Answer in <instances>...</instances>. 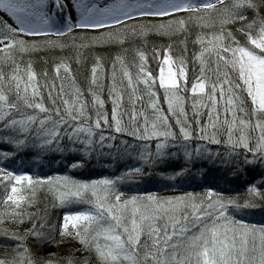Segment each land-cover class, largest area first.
<instances>
[{
	"label": "snow or ice",
	"instance_id": "snow-or-ice-1",
	"mask_svg": "<svg viewBox=\"0 0 264 264\" xmlns=\"http://www.w3.org/2000/svg\"><path fill=\"white\" fill-rule=\"evenodd\" d=\"M217 4L220 7L213 14L211 10ZM72 7L78 16L76 20L68 13V0H0V9H4L15 21L13 26L0 20V62L12 60L14 65V70L7 78L4 71L0 70V128L12 129L16 133L0 136V139L22 145L26 137L20 134L28 133L34 127V135L39 138L42 148L55 145L57 150L63 151L65 148L58 137L67 136L71 150L88 154L97 146L100 149L105 145L116 147L112 143V134L103 130L104 127H114L117 133H129L132 137L145 141L139 157L146 164L175 154L168 149H175L177 133L169 117L158 107V99L154 95L156 76L147 70L143 51L138 52L140 64L137 77L149 93V101L155 112L151 122L147 116L141 122L136 120L137 113L133 110L126 124L121 118L123 111L119 107L122 94L117 90L114 79L109 85V96L113 102L111 122L103 110L104 98L93 87L101 84L97 76L99 63L92 65L90 86L87 89L92 94L91 107L95 109L93 116V112L88 110L89 102L84 99L83 90L73 83L69 98L64 92L62 79L59 86L55 81H46L43 85L47 88L53 105L49 108L44 103L42 86L37 82L38 73L31 62L29 61L23 74L27 79H23L19 71L20 65L15 61L12 50L18 48L24 52L43 45L63 47L56 40H26L20 34L48 37L52 34L70 33L73 28L105 30L92 35L89 38L90 43H104L112 39L123 41L128 36L124 29L131 27L123 22L130 21L134 16H168L171 13L187 11L190 13L188 19H195L202 25H219L215 32L202 33L196 38L201 43V50L196 56L200 58L203 78L194 79L191 91L208 95L212 102V108L208 112L211 119L208 123L213 130L209 132L207 124L199 125L196 131L200 133V139L227 144L229 147L225 155L235 156L237 166L241 165V146L243 164L264 163V0H229L228 3H224V0H114L113 3L103 6L98 0H72ZM200 10L208 11L201 13ZM185 24V17L175 18L177 28L182 29ZM229 24L236 25L235 32L228 27ZM113 25L118 26L115 32L108 30ZM172 27L173 19H169L166 24L156 25L155 30H168ZM131 31L135 34V27ZM236 32L244 34L245 39H238ZM156 51L159 52V49ZM163 51L159 85L164 88L168 112L173 114L176 124L179 125V143L184 148L185 156L190 159L192 150L187 147V141L193 137V132L185 126V120L182 119L187 113L183 107L184 97L180 95V88L186 89L188 86L184 82L187 79L185 61L180 58L177 70L169 48H164ZM208 57L215 60L218 73L221 63L230 71L220 73L215 80L210 81L204 75ZM116 59L121 57L117 56ZM99 60L98 56L97 61ZM61 68L65 72L71 71L69 64L61 61L55 65L57 76ZM124 76L128 79V86L135 92L131 74L125 70ZM12 81H15L14 87L11 86ZM5 85L9 87L5 88ZM206 85L209 88L207 92ZM217 91L219 100L224 101V112L231 113L230 116L225 115L223 120L220 119L217 108ZM13 92L14 99L10 98V93ZM28 108L39 110V114L35 111L21 114ZM46 122H51L50 126L46 127ZM217 127H226L225 140L217 138ZM234 130L238 132V136H234ZM250 132H256L254 142ZM152 138H155V155L147 143ZM75 141H80L84 145L83 149H77ZM195 148L199 153L201 145L196 144ZM248 153L252 155L249 156ZM80 163L81 161H74L71 166L76 167ZM139 172V166L127 169L129 174ZM0 176L10 185V191L3 197V202H11L12 205L0 209V234L14 236L18 241L24 238L17 234V230L3 227L5 220L19 223L36 216L32 220V227L25 229V232L39 239H51L43 232L46 226L51 227L45 224L46 212L36 215L21 210L23 202L33 203L31 199L26 200L28 194L23 192V182L34 186L35 179L36 183L47 181L52 185L55 197L62 205L77 201L90 205L87 209L64 211L60 231L62 235H74L80 241L82 251L94 250L100 264H264V224L256 225L237 219L232 213L242 208V205L232 197L216 193L212 188L206 190V197L199 199L192 193L162 198L154 193H138L124 198V194L113 183L114 179L120 178L102 177L85 181L75 180L67 175L61 177L59 174L55 178H33L28 172L17 174L13 171H0ZM13 179L15 183L12 182ZM54 180L61 181V185L57 186ZM248 192L264 194L256 183L248 185ZM243 206L254 205L245 200ZM13 248L11 257H0V264H37L26 244L18 243ZM42 264L59 262L46 259L42 260ZM65 264H75V261L68 258ZM80 264L90 262L83 258Z\"/></svg>",
	"mask_w": 264,
	"mask_h": 264
},
{
	"label": "trees",
	"instance_id": "trees-1",
	"mask_svg": "<svg viewBox=\"0 0 264 264\" xmlns=\"http://www.w3.org/2000/svg\"><path fill=\"white\" fill-rule=\"evenodd\" d=\"M228 2L229 0L224 1V3ZM219 7L220 5H216V8L211 10V12L214 14ZM200 11L204 13L208 10ZM251 14L250 11L249 16ZM180 16L186 18L185 27L182 29L175 26V18ZM189 16L190 13L187 11L172 13L168 16H134L130 21L123 22L131 26L124 29L128 33L126 39L123 41L119 39L106 40L104 43H95L94 46L88 44L90 42L87 38L105 31L104 29L81 30L73 28L70 33L64 35L52 34L48 37L20 34L26 40L52 39L61 42L64 46L43 45L24 52L18 48L12 50L15 61L20 65L19 71L23 79H27L26 75L23 74L29 61L31 62L33 69L38 73L37 82L42 86L44 103L49 108L53 107V105L49 100L47 88L43 87V85L46 81L48 83L55 81L57 86H59L62 79L64 92L69 98L72 94L70 89L73 83L83 90L84 99L89 102L88 110L93 112V116L95 109L91 107L92 94L87 89L90 86L92 65L99 63L100 67L97 69V76L101 84L93 85V87L97 88L98 94L104 98L103 110L108 114L109 122H111L113 102L109 96V85L112 84L114 79L117 90L122 94L119 107L123 111L121 118L126 124L133 110L137 113L136 120L141 122L145 116L151 122L155 112L149 101V93L143 82L138 81L137 77L140 64L138 52L143 51L146 57L147 70L156 76L154 95L158 99V107L169 117L173 129L177 133L175 149H168L169 152L174 151L175 154L146 164L139 157V152L143 148L145 141L141 138H134L129 133H117L114 127L103 128L104 131L111 133L114 137L112 143L116 147L113 148L105 145L103 149H100L97 146L88 154L80 150L73 151L68 147L67 136L58 137L65 148L63 151L57 150L55 145L50 148H42L39 144V138L34 135L36 129L33 127L30 132L20 134L26 137L22 145H14L7 140L0 139V171H13L17 174L28 172L33 178L37 176H52L55 178L57 174L61 177L67 175L69 178L85 181L102 177L120 178L114 179L113 183L115 188L124 194V198L138 193H154L161 198L192 193L199 199L202 196L206 197V190L212 188L216 193L232 197L242 205V208L236 209L232 213L237 219H244L246 222L256 225L264 224V194L257 195L255 193L249 194L248 192V185L256 183L257 187L264 193V183H261L264 180V163L243 164V149L241 146V165L237 166L235 164V156L229 157L225 155L229 147L227 144L216 143L211 139L202 140L200 139V133L196 131L199 125L204 124L208 125L209 132L213 130L211 124L208 123L211 119L208 115L209 109L212 108L211 100L206 94L191 91L194 79L201 77L200 58L196 56V53L201 50V43L196 38L202 33L215 32L219 25H202L195 19H188ZM169 19H173V27L171 29L155 30L156 25L160 23L166 24ZM0 20L2 19L0 18ZM117 27L113 25L108 30L115 32ZM132 27L136 29L135 34L131 31ZM228 27L235 32V24H229ZM236 35L241 41L245 39L242 33L236 32ZM4 43H7V41H4ZM164 48H169V54L174 58V67H177V70L180 58L182 57L185 61L187 79L184 82L188 86L186 89L180 88V95L184 97L183 107L187 113L186 117H182V119L185 120V126L189 127L193 132V137L187 141V147L192 150L190 159L185 156L184 148L179 143L181 138L179 125L176 124L173 114L168 112V104L164 99V88L160 87L158 82ZM157 49H159V52L156 51ZM0 54H2V50H0ZM98 56L100 57L99 61H97ZM117 56L121 57V59H116ZM61 61L67 62L71 71L65 72L61 68L57 76L55 65L61 63ZM0 70L4 71L7 78L8 74L14 70L13 61L0 62ZM125 70L133 78V85L136 87L135 92L128 86V79L124 76ZM227 71H230V69L221 63L218 73L215 60L212 57L207 58L204 75L210 81L215 80L218 74ZM113 73H115L114 77ZM181 79L183 80V78ZM233 79H235L234 74ZM14 84L15 81H12L11 86L14 87ZM7 87L9 85H5V88ZM207 91H209V88L206 85ZM10 98H15L14 92L10 93ZM217 99L220 119L223 120L225 115L230 116L231 113L224 112V101L219 100L218 91ZM57 101H60L59 96ZM33 111L39 114V110L31 108L25 109L21 114H31ZM43 114L52 115V113ZM197 117H199V121H197ZM50 123L46 122L45 126H50ZM61 130L63 131V128ZM215 130L219 140L223 141L226 139V127H217ZM7 135H16V133L12 129L0 128V136ZM250 135L252 142H254L256 132H250ZM234 136H238V132L235 130ZM17 138L19 137L17 136ZM96 139H99L98 135ZM147 143L148 148L155 155V138H152ZM196 144L201 145L199 153L196 151ZM75 145L77 149H83L84 147L80 141H75ZM248 155L251 156L252 153H248ZM74 161H81V163L76 167H72L71 165ZM138 166L141 168V172L127 173L128 168H136ZM12 182L15 183L14 179ZM23 183L25 185L23 192L28 194L26 200L31 199L33 203L23 202L21 210L33 212L36 215H43L46 212L45 224L51 227L46 226L43 232L51 239H39L25 232V229L32 227V220L36 219V216L19 223L5 220L3 227L17 230V234L24 239L18 241L14 236L0 234V255L6 258L11 257L14 251L13 246L18 243H24L30 250L31 256L37 261V264H42V260L46 259L65 264L68 258H72L75 264H80L83 258H87L90 264H100L94 250L82 251L81 243H78V239L74 235H62L60 231L64 211L87 209L90 205L84 201H77L69 205L60 204L55 197L52 185L47 181L40 184L36 183L34 179V186H28L27 182ZM54 183L57 186L61 185V181L54 180ZM8 191H10L9 182L3 180V177L0 176V209L12 206L11 202L8 204L3 202V197ZM245 200L251 201L254 206H243ZM37 227H39V221H37ZM65 241H70V243H65ZM71 244L75 246V250L70 249Z\"/></svg>",
	"mask_w": 264,
	"mask_h": 264
},
{
	"label": "rangeland",
	"instance_id": "rangeland-1",
	"mask_svg": "<svg viewBox=\"0 0 264 264\" xmlns=\"http://www.w3.org/2000/svg\"><path fill=\"white\" fill-rule=\"evenodd\" d=\"M225 1V0H224ZM99 3H101V6H103V4H106V3H113L114 0H98ZM219 5V4H217ZM182 12V11H181ZM68 13L72 16V19L73 20H76L78 18L77 16V13L75 11V9L72 7V0H68ZM179 13V12H177ZM172 14V13H171ZM147 16H151V15H147ZM0 18L3 20V21H7L9 24H13V26H15V21L14 19L11 17V15L9 13H7L4 9H0ZM78 29H83V28H78ZM87 30H90V29H87ZM92 30H96V29H92ZM100 30V29H99ZM23 34V33H21ZM26 35V34H25ZM88 41H89V38H87ZM88 44H92L90 46H94L95 43H88ZM96 44H100V43H96ZM87 47H89L88 45H86ZM163 61H161L162 63ZM158 82H159V78H158ZM161 87V86H160ZM72 242V241H71ZM80 241L78 240V243ZM65 243H70V241H65ZM70 249L71 250H75V246L74 245H70ZM0 257H2L0 255Z\"/></svg>",
	"mask_w": 264,
	"mask_h": 264
}]
</instances>
